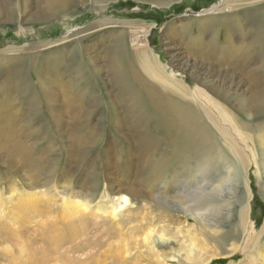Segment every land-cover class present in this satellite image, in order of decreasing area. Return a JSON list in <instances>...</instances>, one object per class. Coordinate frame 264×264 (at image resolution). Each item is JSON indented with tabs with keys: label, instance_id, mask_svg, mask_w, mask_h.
Returning a JSON list of instances; mask_svg holds the SVG:
<instances>
[{
	"label": "rangeland",
	"instance_id": "rangeland-1",
	"mask_svg": "<svg viewBox=\"0 0 264 264\" xmlns=\"http://www.w3.org/2000/svg\"><path fill=\"white\" fill-rule=\"evenodd\" d=\"M105 1H107V11L103 14L97 15L93 6H88L87 9L79 4L80 0H74L62 16L47 22L37 23L39 21L33 22L31 19L24 24L23 18L19 21L20 23L16 22L15 24L0 22V54L5 55L10 50L28 53L23 51L30 49L31 59L33 57L37 60L42 55L49 54L51 58L53 57L52 59H55L60 58L63 54L65 59L62 64L64 66L84 67L85 81L81 82V85L88 83V89L92 90L90 93L98 102L95 112L89 115H86L85 112L82 115L78 110L81 104L78 101L79 98L74 95L73 89H65L66 82L63 77H60L59 82H56L54 87L53 109L48 110L44 98L42 96L37 97L39 102L42 100L41 105H39L41 110L38 114V122L32 120L31 118L35 116L34 111L31 103L27 104L26 101L30 96L32 99L31 93L41 95V89L36 83L35 74L30 71L29 77L31 79L29 81L34 82L32 84L33 92L31 91L26 95L18 94L15 107L17 118V125L15 126L17 134L16 151L12 156L0 155V264H116L113 258L116 254L120 255V252L126 255L127 261L132 264L135 260H140L138 264H264V259L257 261L255 256L246 259L244 253H235L237 247H245L246 239L249 237L246 234V237L244 236L239 241L240 237L236 233L239 222L238 214L228 219L225 209L219 208L214 214L213 212L210 213V219L218 221L215 226L219 230L213 234L204 225L189 218L188 213L186 214L177 206L180 197L176 198L175 204L170 206V204L165 203L164 194L154 193L152 199L144 188H137L135 185L133 189L138 190L141 194L143 192L142 198L135 200L136 198L128 196L133 200V203L128 207L129 209L126 210L127 206H122L123 208H120L122 212L120 209L119 212L116 210V205L111 199L113 194L110 186L114 182L120 183L123 178L128 177L127 183L122 180L121 184H129L131 187V183H134L135 180L130 174L138 172L133 158H131L133 149L132 152L128 153L129 146L127 144V139L134 135L133 125H128L127 128L123 129L124 134L119 133V130L122 131V129H116L117 126L115 128L110 126L112 108L115 109L116 115L120 110L118 112L113 104H116L117 88L113 87L112 74L108 69L109 59L104 50L101 48L96 50L97 48H95L99 46V41L88 38L81 42L64 43L70 37H74L78 33L81 34L89 28L103 27V23L106 21H110V24L113 25L127 23L124 24V30L127 34L131 32V27H135V24L148 25L151 32L148 37L143 39V44L148 47V53L160 67L173 69L178 80L189 91L187 96H184L183 93H177L175 101L179 105L186 100L194 103L203 113L207 112L208 116L205 115L206 113L204 115L220 138L223 140L235 138L239 142L238 148L243 153L246 165L244 169V172H247L245 179L248 180L251 193L248 215L251 217L250 222L256 223L253 227L254 235L259 234L264 227V179L259 182V163L255 157L256 147L255 142H253L256 139H248L247 129H243L242 125L245 120L239 113L236 103H228L215 95L201 78L204 75L211 79L214 75L225 78V69H230L231 73L233 72L234 76L238 78L236 81L229 77L227 79L228 85L232 81L240 83L249 80L251 71L243 60V55L249 54V51L241 52L240 46L243 43L249 44L248 37L245 36V25L251 23L249 28L251 30L252 25L260 26L261 21L264 20L262 13H260L261 10H257L256 6H249L246 8L248 10L253 8V17H250V14L238 16L244 12V9L236 7L228 10L233 7V0H228L226 5H223V0ZM36 2L37 0H31V7L34 8L29 12V16L37 11V7L34 5ZM220 4L223 5L222 10L216 12L215 15H201L205 11L208 13ZM234 19H236L235 24ZM209 20L212 22V26H216V29H212L204 23V21ZM201 21H203V27ZM234 25L236 27L229 35ZM109 27L103 28H108L110 31L101 32L103 36L99 39L102 40L103 37L108 36V39L111 40L109 46H111L115 40L117 41L116 33L121 32L122 29H116L119 28L118 26ZM199 29H202L201 36H198V39H193L200 34ZM116 30L118 31L116 32ZM216 31L219 34L216 37L221 45L220 49L211 40V35H216ZM131 37L125 36L124 53L116 51L117 54L123 53L116 60V67L120 69L124 67L126 69L125 75H130L134 79L133 74L137 70V62L140 58L138 54H136L138 57L134 54ZM95 42L97 43L96 46L94 45ZM196 43L201 46L213 43L214 47L209 51L205 48L198 50L194 48ZM61 44L65 45L60 46ZM47 45L50 47L48 48ZM82 45H89L88 47L93 45L90 56L97 57V67L100 69L98 72L94 73L92 70L94 66L91 67L88 63L87 56L80 55ZM53 47L56 48L51 49ZM65 48L67 51L62 53ZM179 49L183 53L182 62L191 63L193 66L172 67V53L178 52ZM219 53L225 57L215 59L213 56ZM143 75L153 83L163 86L162 81L156 76L145 72ZM165 75H168L167 71ZM137 90L141 93L140 97L143 100L141 105H137L136 108L139 107L138 109L141 111L150 110L145 102L146 91L144 92V89L141 88V84H138ZM112 98L116 100L114 101ZM83 107L88 109L89 105L85 104ZM143 118L145 119V115L141 116V123L144 126L146 120ZM240 120H242L241 124ZM216 124L219 125L217 128L215 127ZM103 127L105 128L103 140L99 143L89 141L90 135L95 134L97 128ZM221 127L224 128L225 132L221 130ZM153 128L156 127L150 123V128L144 131L151 135L155 132ZM75 135H81L82 138H85L81 140ZM207 140L213 141L210 138ZM49 142L52 143V148L56 151L50 153L52 157L46 162V165L52 163L56 166L55 175L51 185L47 182V173L41 176L40 185H36L32 176L40 172V169H33L32 164L34 161H43L41 158L45 157L44 154H49L47 151ZM132 143L136 144L137 142L132 140ZM178 144L179 146L184 145L182 141H179ZM133 148L135 150L133 153H136L140 147L134 145ZM168 149L169 147L158 146L152 153L153 158L158 162L162 161L167 155ZM227 153L230 160H234L242 166L241 159L235 157L231 151ZM206 154L207 152H204L201 156ZM213 154L214 156L217 155L216 153ZM189 156L188 160L173 162L174 165L168 170L171 179L175 178L174 180H176L181 177L182 184H185L189 178L187 169L191 165L195 166L199 159V155L190 154ZM115 157H120L119 162L124 165L120 167V172L106 166ZM105 158H109L110 161H105ZM207 171L208 168L202 169L201 175L204 178H212L208 184H204L208 191L220 178L217 177L219 170H213L212 176L206 175ZM186 175L187 177H185ZM219 175L222 176L223 171L219 172ZM97 177H100L99 182L93 186V181ZM90 191L94 195L85 201L84 197L90 195ZM187 191L192 193L193 189L190 187L183 194L188 195ZM68 193H71V196H66ZM234 194L233 191L222 193L225 201L234 202V211L237 212L239 210L238 204L242 200V190L237 189V194ZM207 196L202 199L203 201L200 200L202 205L207 206L212 202H215L212 204L219 206L222 204L218 203L219 197ZM35 197H38L34 202L35 204L48 203L55 209L54 212L47 217L34 216L31 212V202ZM86 203H88L90 210L84 209ZM191 203L192 201H189V204ZM115 210L118 215H121L118 220L113 219ZM125 215L136 217L138 220L148 219L152 221L153 228L158 229L161 235L164 234L163 237L168 239L166 248L154 249V251L159 252V257L152 251L151 245L144 241L142 233L136 236V233L130 229L137 222L123 228V238L127 240L126 243H124L125 241L121 242L120 237L113 238L111 234L113 225L121 221V217ZM80 217L86 218L88 226L74 230L72 226L78 224ZM197 225L202 232L198 231Z\"/></svg>",
	"mask_w": 264,
	"mask_h": 264
},
{
	"label": "bare ground",
	"instance_id": "bare-ground-1",
	"mask_svg": "<svg viewBox=\"0 0 264 264\" xmlns=\"http://www.w3.org/2000/svg\"><path fill=\"white\" fill-rule=\"evenodd\" d=\"M73 1L74 0H37V2L34 4L37 7V11L33 13V15L29 16V12L34 8L31 7V0H0V22L15 24L16 22L18 23L21 18L24 19V24H26L31 19L33 22L39 21L37 23L44 21L47 22L55 17L62 16L69 9ZM227 1L228 0H223V5H226ZM79 4L83 5V7L87 9L88 6H93L94 11L97 13V15L103 14V12L105 13L107 11V1L105 0H80ZM223 5L220 4L219 6L214 7L213 10H210L208 13H206L205 11L201 15H215L216 12L222 10L221 7ZM232 5L233 7L228 10H232L236 7L244 9V12H242V14L238 16H246V14H250V17H253V8L251 10H248L246 7L256 6L257 10H261L260 13H262L261 15L264 17V0H233ZM233 22L235 24L236 19H234ZM204 23L208 27L216 29V26L211 25L212 22L210 20L204 21ZM103 24V27L96 26V28H89L81 34L78 33L75 36L73 35L74 37H70L68 41L66 40L67 42L64 43L68 44L71 41L81 42L88 38L99 41V46L95 48H97L96 50H98L99 48H101V50H104L109 59V62L107 63L108 69L112 74L111 79L113 82V87L117 88L116 97L114 95L117 100L115 99V101L112 98L116 102V104H113L114 107L117 108L118 112L120 110L118 115H116L115 109L112 108L113 113L110 119V126L113 128L117 126L116 129H122V131L119 130L120 132H118L120 134H124L123 129L127 128L128 125H133L132 128L134 129V135L132 137L130 136V138L132 139L125 136V138H128V153L132 152V149L133 152L135 151L133 148L134 145L140 147L136 150V153L132 152L131 157L133 158L132 160L135 163L136 169H138L137 173L130 174V176L134 177L135 182L131 183V187L129 186V184L122 185V180L127 183V177L123 178L120 183L117 181L114 182L112 186H110L113 194V197L111 199L113 200L114 205H116V210L118 211L122 206H127L126 210H128V207L131 205V203H133V200H131V198H136L135 200H139L140 198H142L143 192L141 194L138 190L133 189V186L135 185L137 188H144L148 196H151L152 199L154 198V193L164 194L163 199L165 198V203H167L168 205L170 204V206L174 205L176 202L175 199L180 197V202L177 201V206L186 214L188 213L187 215L189 218L193 219L198 224L204 225L206 229L213 234L219 230L215 226L218 221L210 219V213L213 212L214 214V212L219 208L225 209L224 211L227 212L228 219H231L234 215L238 214L239 222L236 233L240 237L239 241L243 239L246 234L249 237L246 239L247 244L245 245V247H237V249H235L237 250L235 251V253H244L246 259L255 256V259L257 261H262L264 259V227L259 234L253 235V227L256 223L254 224L252 223V221L250 222L251 217L248 215L250 210L251 193L248 186V180L245 179V175H247V172H244L246 165L243 153L240 148H238L239 142H237L235 138L233 139L234 141L228 140L227 138H225L224 140L220 138L213 130L209 121H207V117L205 116L207 115V112L205 111L204 113L206 114L204 115V113L199 108H197L194 103L188 102L186 100V102L179 105L175 101V99L177 98V93H183L184 96H187L189 95V91L187 87H185L178 80L177 74L173 69H165L160 67L148 53V47L143 44V39L148 37V34H150L151 32V29H149L148 25H143L141 23L135 24V27H131V32L127 34V32L124 30V24H127L125 22L121 23V25H113L110 24V21H106ZM201 24V26L203 27V21H201ZM250 24L251 23H249V25H245V33L247 34H245V36L248 37L249 44L243 43L240 46L241 52L245 53V51H249V54L243 55L244 64H246L251 71L249 80L247 82L243 81L240 83H235L234 81H232V83L228 85L227 79L229 77L236 81L238 78L234 76L233 72L231 73L230 69H225V78H219L218 76L214 75V77H212L211 79L208 76L202 75L203 78H201V80L211 89V91L215 95L221 97L228 103H236L239 113L245 120L244 124L242 125L243 129H247L246 131L248 133V139H256V141L253 142H255L256 147L255 157L256 159H258L259 163L258 173L260 182V180L264 179V20L261 21L260 26L256 24L252 25L251 30H249ZM109 26H118L119 28L116 29H122L121 32H117L118 30H116L118 38L117 41L115 40V43H113L111 46H109L111 44V40L108 39V36L105 38L103 37L102 40L99 39L101 36H103L102 34L106 32L105 30H109L108 28H103ZM235 27L236 25H234V27L230 30L229 35L232 34ZM199 33L200 34H198L197 37L193 39H198V36H201L202 29H199ZM125 36H132L130 40L133 42L135 51L134 54H138L140 58L137 62V70H135L133 74L134 79L132 78V76L130 77V75H125L126 69L124 67H122L121 69L116 67V60L119 59L121 54H123L125 51ZM216 36H219L217 31L216 35H211V40L220 49L221 45L219 44V40ZM65 44H61L60 46H64ZM96 44L97 43L95 42L94 45L96 46ZM49 45L51 46V44ZM49 45H47L48 48L50 47ZM88 46L89 45L81 46L82 50L80 51V55L87 56L88 63L91 65V67L94 66L92 70H94L95 73L100 70L97 67V57L90 56V51L92 49L91 47L93 45H91L90 47ZM212 47H214L213 43L205 46H201L199 45V43L194 44V48L198 50L205 48L209 51ZM55 48L56 47H53L51 49ZM29 51L30 49H28V51H23L28 53H22L17 50H10L5 55L0 54V155L12 156L16 151L17 134L15 126L17 125V118L15 107L18 94L26 95L33 89L32 84L34 82L31 83L29 81L31 79L29 77V75H31L30 71H33V73L35 74V78L37 81L36 83L41 89V95H38L39 93H31L32 99L30 96L26 101L27 104L31 103L32 110L34 111L35 116L31 118L32 120H36L38 122V114L41 110L39 105H41L40 102L42 100L39 102L37 97L42 96L45 100L48 110L53 109L55 101L54 87L56 85V82H59L60 77H63L66 82L67 88L65 87V89H73L75 92L74 95L79 98L78 101L81 104L78 107V110L82 115H84L85 112L86 115L92 114L96 111L98 105L96 98L93 94L90 93L92 90L90 88L88 89V83L81 85V82L85 81L83 66H77L75 68L66 65L64 66L62 64V61H64L65 59V57H63V54H61L60 58L58 57L55 59H52L53 57L51 58L49 54L42 55L38 60L33 57L31 59ZM66 51L67 48H65L62 53H65ZM116 51L123 53L117 54ZM213 57L215 59H220L221 57H225V55H221V53H219ZM182 58L183 53L180 49L178 52L175 51L174 53H172V67L177 66V68H180L183 66H193L191 63H183ZM139 66L140 69H138ZM166 71L168 74L167 76L165 75ZM143 72L147 74L150 73L156 76L162 81L163 86H159L156 83H153L151 80L147 79L143 75ZM138 84H141V88L144 89V92L146 91L145 102L147 104V108L150 110L144 109L143 111H141L138 109L139 107L136 108L137 105H141V102L143 100L140 97L141 93L137 90ZM85 104H87V106L89 105L88 109H84L83 105ZM143 115H145V119H143L146 120V122H144V126L141 123V116ZM242 120H240V124ZM55 122L58 123L57 120H55ZM150 123L156 128H153L155 131L154 134L148 135L144 130L150 128ZM218 126V124L215 125L216 128ZM96 130L97 131L95 134L90 135L89 141L99 143L103 140V137H105V128H97ZM221 130L225 132L224 128L222 127ZM75 137L81 140L85 138H82L81 135H75ZM207 138H210L213 141H208ZM132 140H135L137 143L133 144ZM179 141H182L184 145L179 146ZM86 142L88 141L86 140ZM158 146L169 147V149L166 151L167 155H165L164 159L160 162L156 161V159L152 156V153L155 152ZM225 147L227 150L225 149ZM47 151L49 152V154H44L45 157L41 158L43 159V161H34L32 164L33 169H40V172L32 176V178L35 180L34 183L36 185H40V178L46 173L47 182L51 185L55 175L54 173L56 171V166L52 163L46 165V162H48L52 157L50 153H55L56 151L52 148L51 142L48 143ZM229 151H231L232 154L235 155V157H238L239 160L241 159L242 166L237 164L234 160L229 159L227 153ZM204 152H207V154L205 156H201V154H203ZM211 152L216 153L217 155L214 156V154ZM118 154L120 155L119 152ZM190 154L199 155V159L198 161H196V164L194 163L195 166L191 165L194 167L190 166L187 169L189 178L187 179L185 184H182V181L180 180L182 179L181 177L176 180H174L175 178L171 179V175L169 176L168 170L174 165L173 162L176 163V161L180 162L182 160L184 161L185 159L188 160ZM45 159L46 161H44ZM104 160L110 161L109 158H105ZM119 160L120 157H115L106 165L107 168L117 169L118 172H120V167H123L124 165H122ZM205 168H208V171L206 172V175L208 176L213 175V170H219L217 172V177H219L220 180H218L211 188H209L208 191L204 187V184H208V182H210L212 178H204V176L201 175L202 169ZM222 171L223 175L221 176L219 175V172ZM185 177H187V175ZM99 179L100 177H97L93 181V186H96L98 184ZM183 179L186 180V178ZM190 187L193 189L192 193L191 191H187L188 195L183 194V192L186 189L189 190ZM65 188H67V186H65ZM237 189L242 190V200L238 204L239 210L235 212L234 202L225 201L222 193L233 191L235 192V194H237ZM90 192V195L84 197L85 201L94 195L92 191ZM213 194H216L214 196L219 197L218 203L222 204H220L219 206L216 204H212L215 203L212 202L207 206L202 205V202L200 200L204 199L205 196L208 197L207 195H209V197L213 196ZM66 196H71V193H68ZM128 196H130L131 198H129ZM36 198L38 197H35L31 202V212L34 216L47 217L49 214L54 212L55 209L48 203L35 204L34 202L36 201ZM189 198H191V200H189ZM184 200H186L187 202H185ZM189 201H192V203L189 204ZM89 203H92V201H89ZM84 206V209L90 210L88 203H86V205ZM116 210L113 214L114 220H118V218L121 216L117 214L119 211L117 212ZM120 210L122 212V209ZM217 214L219 213L217 212ZM140 220H138L136 217H131L128 215L121 217V221H116L117 223L113 225L111 229L113 238L120 237L121 242L125 241L124 243H126L127 240L123 238V228L125 226L131 225L134 222H137V224L130 227V229L136 233V236L142 233V235L144 236V241L151 245L152 251L155 252L159 257V252L154 251V249H159L160 247L167 246L168 239H165V236L163 237L164 234L161 235V232L158 231V229L153 228L154 226L152 221L148 219L144 220L143 218ZM87 226L88 223L86 218L80 217L78 224L72 226V228L74 230H77L79 228H86ZM197 229L198 231H200L199 229L201 228L197 225ZM126 253H128V251H126ZM126 258V255L120 252V255L116 254L113 260L114 262H116V264H130L131 262L127 261ZM152 260H154V258ZM139 261L140 260H135L133 264H138Z\"/></svg>",
	"mask_w": 264,
	"mask_h": 264
}]
</instances>
